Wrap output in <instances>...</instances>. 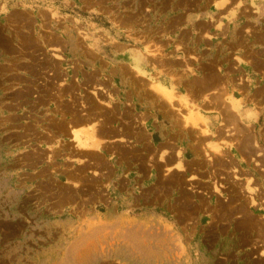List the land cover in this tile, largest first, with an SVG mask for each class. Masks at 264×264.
I'll use <instances>...</instances> for the list:
<instances>
[{
  "label": "rangeland",
  "instance_id": "374dc122",
  "mask_svg": "<svg viewBox=\"0 0 264 264\" xmlns=\"http://www.w3.org/2000/svg\"><path fill=\"white\" fill-rule=\"evenodd\" d=\"M220 1L0 0V264H264V0Z\"/></svg>",
  "mask_w": 264,
  "mask_h": 264
},
{
  "label": "bare ground",
  "instance_id": "6f19581e",
  "mask_svg": "<svg viewBox=\"0 0 264 264\" xmlns=\"http://www.w3.org/2000/svg\"><path fill=\"white\" fill-rule=\"evenodd\" d=\"M34 61V60H33ZM135 66V68L136 69H138V67L136 66V65H134ZM140 72V71H139ZM33 74V73H32ZM142 74V73H141ZM159 85V84H158ZM152 88V87H151ZM156 88V92L158 93V96L162 99V100H164V101H166L169 105H171L170 104V93H169V91L168 90H166L165 88L166 87H164V86H157V87H155ZM155 91V90H154ZM157 93H156V95H157ZM15 96V95H14ZM46 96V95H45ZM90 108V107H89ZM67 109V108H66ZM116 110V109H115ZM70 111V110H69ZM115 114V113H114ZM125 114V113H124ZM22 116V115H21ZM97 116V115H96ZM196 116H197V114H196ZM108 117V116H107ZM182 117H184V116H182ZM187 117H189L188 115H187ZM84 119V118H83ZM106 119V118H105ZM183 119V118H182ZM202 119V118H201ZM87 120V119H86ZM86 120H84V122H86L87 124H84V125H79V127L81 126V127H87L88 129L86 130V134H87V136H85L86 138H80L79 136H81V135H79V136H77L78 134H76V132H74L73 130H74V128L72 129V126H70L71 128L70 129H72L71 131H69L70 133H72V134H70V136L71 135H74L75 137H73L74 138V140H72V138H71V140L72 141H74V143H76V147H77V149H79V151L81 152V151H83V153H85V151H99V150H101V145H102V147H103V144H101L102 143V140L97 136V134H98V131H99V129L97 128V126H95V124H88V122L86 121ZM199 120V119H198ZM182 121V120H181ZM91 122V121H90ZM193 122H195V121H193ZM22 123V122H21ZM183 123H184V120H183ZM187 123H189V122H187ZM108 125V124H107ZM195 127H199L198 129L199 130H201L202 131V133H200L201 135L202 134H206V133H210V129L207 127V125H205L204 127V129H203V126L202 125H200V126H198L196 123H194L193 124ZM79 127H77L76 126V128H79ZM106 127V126H105ZM75 128V129H76ZM84 129V128H83ZM90 129V130H89ZM195 129V128H194ZM61 130V129H60ZM77 130V129H76ZM79 130V129H78ZM137 130V129H136ZM73 131V132H72ZM61 132V131H60ZM108 132V131H107ZM27 133V132H26ZM64 133V132H63ZM39 134V133H38ZM83 134V133H82ZM118 134V133H117ZM116 134V135H117ZM21 135V134H20ZM110 135V134H109ZM17 136V135H16ZM145 136V135H144ZM14 137H15V135H14ZM16 138V137H15ZM167 143H169V142H167ZM166 144V143H165ZM164 146V145H163ZM166 148V147H165ZM171 148V147H170ZM220 147H219V145H217V144H215V145H213V147H212V152H214V153H220ZM166 150V149H165ZM92 152V153H93ZM165 152H167V151H165ZM88 153V152H87ZM86 153V154H87ZM170 153V152H169ZM180 153V152H179ZM163 155H164V152H163ZM170 155V154H169ZM99 156V155H98ZM176 156H180V154H178V152H176ZM88 158V157H87ZM169 158V157H168ZM180 158V157H179ZM174 159V158H173ZM168 162V161H167ZM172 162V161H171ZM181 162V161H180ZM85 164V163H84ZM173 164V163H172ZM183 164V163H182ZM87 166V165H86ZM163 166V165H162ZM172 168H174V169H177V170H181V171H184L183 170V165H181V164H179V160H176V162L173 164V165H171V166H167L166 167V170H171L172 171ZM189 172V171H188ZM192 177V176H191ZM191 179V181H192V179H195V177H192V178H190ZM174 181V180H173ZM218 191L219 192V190H218V188H217V186H215V188H214V191ZM189 205V204H188ZM222 212V211H221ZM164 250V249H163ZM166 252V251H165Z\"/></svg>",
  "mask_w": 264,
  "mask_h": 264
},
{
  "label": "crops",
  "instance_id": "0c3cea01",
  "mask_svg": "<svg viewBox=\"0 0 264 264\" xmlns=\"http://www.w3.org/2000/svg\"><path fill=\"white\" fill-rule=\"evenodd\" d=\"M222 1H224V0H221L220 3H222ZM247 3H248V0H247ZM188 16L191 19L194 18L192 14H188ZM257 51L264 53V42L248 45L246 47L245 51L241 54V56L243 57L244 60L252 62L255 59L253 53L257 52ZM126 55H127L128 60H129L128 63L130 65L131 69H134L133 67H135L134 65H136L138 67V70L144 72V70L141 67V58L140 57L148 59L149 56H148V52L147 51H145V52H142V51L140 52L139 51V53H135V54L134 53L133 54H127L126 53ZM237 68L238 69H242L244 74H246V73H249L250 69H253L254 67H253V65H251V66L246 65L245 66V65H241V64L237 63ZM153 84L156 85V86H159V85L161 86L162 85V86L166 87L165 89L169 91L170 95H171V91L174 92V89H172V85L165 84L161 80H156L155 82H153ZM153 93H155V92L153 91ZM177 97L180 98L181 95L178 94ZM231 98H232V100H236V101L238 100L236 97H231ZM162 102H165V101L162 100ZM200 104H201V102H200ZM232 105L235 107V111H237L238 108H239L240 102L236 103L235 105L234 104H232ZM234 107H231V108L234 109Z\"/></svg>",
  "mask_w": 264,
  "mask_h": 264
}]
</instances>
